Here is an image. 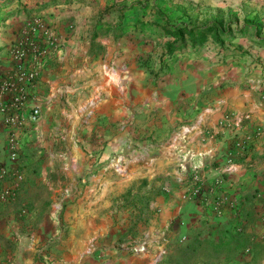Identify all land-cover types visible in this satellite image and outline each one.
Wrapping results in <instances>:
<instances>
[{
    "label": "crops",
    "instance_id": "obj_1",
    "mask_svg": "<svg viewBox=\"0 0 264 264\" xmlns=\"http://www.w3.org/2000/svg\"><path fill=\"white\" fill-rule=\"evenodd\" d=\"M131 1L0 0V79L25 30L58 39L32 90L40 116L22 134L24 177L0 201V264L46 258L34 249L41 235L25 228L43 226L41 212L52 224L58 194L76 193L50 264H264V0L252 12L257 30L210 33L171 54L169 36L132 23ZM127 124L147 139L121 178ZM79 130L110 135L58 146L60 132ZM7 136L0 114V164ZM128 191L133 206L110 207L106 195Z\"/></svg>",
    "mask_w": 264,
    "mask_h": 264
},
{
    "label": "rangeland",
    "instance_id": "obj_2",
    "mask_svg": "<svg viewBox=\"0 0 264 264\" xmlns=\"http://www.w3.org/2000/svg\"><path fill=\"white\" fill-rule=\"evenodd\" d=\"M136 3L131 1V4H135L136 8H141V22L139 23L140 30H157L151 23L150 19L152 17H161L162 19H168L169 21L176 22V23H186L190 19L194 21L197 25H206L208 23H211L212 21H216L219 23L220 28L222 30H226L229 32V36H232V34L239 35V30H257L259 25L256 24V21L258 20L257 14L255 13L253 15V10L256 9V4H258L259 0H135ZM130 1H124V4H128ZM132 12V11H131ZM143 24V25H142ZM228 34V33H227ZM224 35L222 34V31L214 34L215 40H224ZM172 40L169 38L168 41ZM214 40V41H215ZM147 43V42H145ZM190 46L191 44L188 43L186 45ZM59 137V143L58 146H60L62 149L66 143H72L73 146L80 147L84 144V142H88L91 145H96L102 140H99L104 135L109 136L110 132L108 131H76L72 132L71 138H62L61 135L63 132H60ZM121 139H122V148L120 152V157L116 158L115 164L116 169L118 172H120V175L118 177H125V171H127L128 167H131L133 165L134 156L137 152H143L142 146L140 145L147 139L145 136V133L138 132L136 130H133V126L127 124L124 129L121 130ZM79 151V150H78ZM138 163H141L142 160H138ZM136 163V162H135ZM58 167L60 166V163H57ZM112 164V163H111ZM62 165V164H61ZM113 165V164H112ZM80 170V171H79ZM75 173V180L76 185H79L82 183L83 176L85 174V169H78ZM116 175V173H115ZM61 182H64V179H60ZM53 181V179H51ZM68 181V180H67ZM62 187H64V184H62ZM123 188V186H122ZM59 189V188H58ZM64 191V190H62ZM64 194V192H63ZM78 194L72 196L71 200L65 199L61 201V196L58 194L57 202H60L58 204L57 209L52 212L53 216V223L52 224H46L44 221L43 214L44 212H41V218L40 222L43 224L40 227L33 226L32 230L31 228L28 229L25 228V232H33L37 230V233L41 235L40 242H35L34 249H38L39 247L46 252V258L43 256H40L39 258H35L34 261L38 264H50L51 262L56 261L51 255L48 254V252L54 250L58 251L57 255L60 254L62 249L59 247L64 246V243L62 242L63 238L67 237L69 235V219L73 218V215L75 213L74 208L68 209L66 208V204L68 203H75L76 198ZM130 191L123 192L122 194H118L117 196H113L111 194L106 195V200L110 201L113 206H119L123 204H129L134 205V203L137 202L136 199L132 196ZM120 199V200H119ZM71 201V202H70ZM106 208V213H108ZM42 230L41 232H39ZM45 230V231H44ZM47 230V231H46ZM27 245H31V242L29 240L25 243ZM39 246V247H38Z\"/></svg>",
    "mask_w": 264,
    "mask_h": 264
},
{
    "label": "built area",
    "instance_id": "obj_3",
    "mask_svg": "<svg viewBox=\"0 0 264 264\" xmlns=\"http://www.w3.org/2000/svg\"><path fill=\"white\" fill-rule=\"evenodd\" d=\"M43 34L39 36L37 30L22 33L12 46L13 66L0 79V114L8 128L7 163L0 164V201L3 202L14 197L24 177L19 165L22 134L40 116L39 106L29 104L32 90L41 66L58 45V39L51 32L43 30ZM198 191L195 188L193 194L197 195Z\"/></svg>",
    "mask_w": 264,
    "mask_h": 264
},
{
    "label": "trees",
    "instance_id": "obj_4",
    "mask_svg": "<svg viewBox=\"0 0 264 264\" xmlns=\"http://www.w3.org/2000/svg\"><path fill=\"white\" fill-rule=\"evenodd\" d=\"M124 9V8H121ZM128 11H132L133 16H135L134 24H139L141 20L139 16L141 13V8H134L128 9ZM120 10V9H119ZM122 16V14H121ZM130 22H123L121 20L120 23V30L125 28ZM150 23L157 29L161 30L165 35L169 36L172 40L168 41L167 43V52L169 54L176 52L177 50H182L188 43L190 44H202L206 36L210 33H218L222 31V34H225V31L220 28V25L216 21H212L206 25H197L191 19L186 23H176L169 21L168 19H162V16L152 17L150 19ZM241 31L239 30V33ZM181 52V51H180Z\"/></svg>",
    "mask_w": 264,
    "mask_h": 264
}]
</instances>
